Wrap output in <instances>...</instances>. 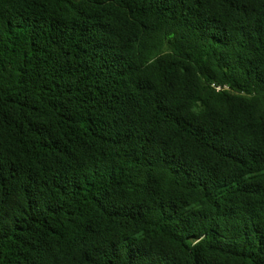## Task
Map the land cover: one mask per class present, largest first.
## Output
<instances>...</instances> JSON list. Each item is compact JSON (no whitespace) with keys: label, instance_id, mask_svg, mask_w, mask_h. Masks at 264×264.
Returning a JSON list of instances; mask_svg holds the SVG:
<instances>
[{"label":"trees","instance_id":"16d2710c","mask_svg":"<svg viewBox=\"0 0 264 264\" xmlns=\"http://www.w3.org/2000/svg\"><path fill=\"white\" fill-rule=\"evenodd\" d=\"M0 264H264V0H0Z\"/></svg>","mask_w":264,"mask_h":264}]
</instances>
